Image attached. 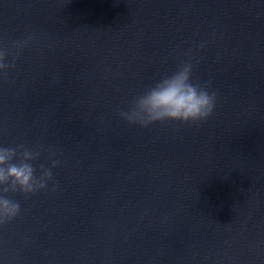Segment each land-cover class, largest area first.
<instances>
[{"label": "water", "instance_id": "1", "mask_svg": "<svg viewBox=\"0 0 264 264\" xmlns=\"http://www.w3.org/2000/svg\"><path fill=\"white\" fill-rule=\"evenodd\" d=\"M29 35L0 145L55 152L59 189L12 194L0 264H264V0H0V45ZM189 50L213 115L123 121Z\"/></svg>", "mask_w": 264, "mask_h": 264}, {"label": "clouds", "instance_id": "2", "mask_svg": "<svg viewBox=\"0 0 264 264\" xmlns=\"http://www.w3.org/2000/svg\"><path fill=\"white\" fill-rule=\"evenodd\" d=\"M31 40L29 35L7 46L0 45V78L7 79L16 69L17 61ZM185 55L188 59L181 60L174 71L160 75L134 96L128 107L118 112L119 117L130 126L140 128L170 121L188 124L209 119L216 109L217 93L212 90L210 81L205 84L193 81L195 57L191 50ZM43 151L24 144L0 145V226L11 223L21 214V204L11 198L12 194L29 197L47 191L49 184L53 192L59 189L53 169L61 161L55 152L49 151L47 161L39 163L37 169L35 162L41 160Z\"/></svg>", "mask_w": 264, "mask_h": 264}]
</instances>
